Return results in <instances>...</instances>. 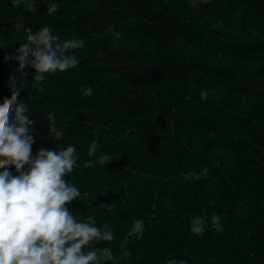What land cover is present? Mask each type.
Returning <instances> with one entry per match:
<instances>
[{
    "label": "trees",
    "instance_id": "trees-1",
    "mask_svg": "<svg viewBox=\"0 0 264 264\" xmlns=\"http://www.w3.org/2000/svg\"><path fill=\"white\" fill-rule=\"evenodd\" d=\"M31 2L30 11L24 0H0V50L47 26L60 42L84 41L72 50L79 63L41 84L0 68V103L14 75L35 121L32 154L75 146L79 159L63 179L81 195L67 207L112 231V241L92 245L113 253L100 264H264V0ZM94 139L101 147L89 157ZM205 167L200 179L180 175ZM195 216L205 219L202 236L190 230ZM135 220L143 233L125 241Z\"/></svg>",
    "mask_w": 264,
    "mask_h": 264
},
{
    "label": "clouds",
    "instance_id": "clouds-1",
    "mask_svg": "<svg viewBox=\"0 0 264 264\" xmlns=\"http://www.w3.org/2000/svg\"><path fill=\"white\" fill-rule=\"evenodd\" d=\"M11 2L14 7L21 4V0ZM24 6L30 11L34 7L31 0H24ZM192 6H195V0ZM58 8V4H51L47 7V14H54ZM106 31L119 38L120 34L112 25ZM83 46L84 41L80 39L60 42V37L53 35L52 29L45 26L35 32L28 30L26 42L19 44L16 52L8 58L19 62L18 72L23 75H26L25 67L35 69L33 79L35 84H41L45 74L77 66L79 58L72 50ZM16 85L13 75L9 81L12 95L0 103V169H3L0 171V264H100L101 259L111 260L113 253L110 248L93 249L92 245L112 241V231H102L95 226L93 216H89L87 222L78 221L67 207L81 195L75 185L63 179L72 172L79 159L75 146L68 145L61 150L41 148L32 154L36 139L32 128L35 121L28 118L30 112L26 103L18 100L20 92ZM39 90L42 92L43 87ZM82 91L85 96L92 95L91 87ZM207 95L203 92L201 99H206ZM46 118L51 135L62 137L64 133L55 127L56 113L49 112ZM92 135L99 136V132L94 131ZM100 147L97 140H92L88 147L89 157ZM110 157L101 155L100 165L105 166ZM92 163L89 160L85 166L91 167ZM11 166L15 168V175L9 170ZM207 172L205 167L200 174L182 172L180 175L191 180L200 179ZM220 219L216 214L211 217L212 227L217 232L223 230ZM107 227L105 225V229ZM143 230V221L135 220L125 241L138 237ZM190 230L194 235L202 236L205 219L193 217Z\"/></svg>",
    "mask_w": 264,
    "mask_h": 264
},
{
    "label": "water",
    "instance_id": "water-1",
    "mask_svg": "<svg viewBox=\"0 0 264 264\" xmlns=\"http://www.w3.org/2000/svg\"><path fill=\"white\" fill-rule=\"evenodd\" d=\"M8 26H11L12 24H7ZM16 50H9V51H2L0 50V68H3L5 66H10L12 69L19 70V62L14 59H9L8 57H11ZM31 59V57H29ZM24 73H26V77L29 81H34L33 77L35 75V69L29 67H25L23 70Z\"/></svg>",
    "mask_w": 264,
    "mask_h": 264
},
{
    "label": "rangeland",
    "instance_id": "rangeland-1",
    "mask_svg": "<svg viewBox=\"0 0 264 264\" xmlns=\"http://www.w3.org/2000/svg\"><path fill=\"white\" fill-rule=\"evenodd\" d=\"M98 1H99V0H95V2H94V4H93V5L95 6V5H96V3H97ZM8 24H11V23H8Z\"/></svg>",
    "mask_w": 264,
    "mask_h": 264
},
{
    "label": "bare ground",
    "instance_id": "bare-ground-1",
    "mask_svg": "<svg viewBox=\"0 0 264 264\" xmlns=\"http://www.w3.org/2000/svg\"><path fill=\"white\" fill-rule=\"evenodd\" d=\"M95 7V6H94ZM86 9V8H85ZM96 11V10H95Z\"/></svg>",
    "mask_w": 264,
    "mask_h": 264
}]
</instances>
